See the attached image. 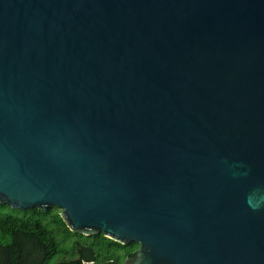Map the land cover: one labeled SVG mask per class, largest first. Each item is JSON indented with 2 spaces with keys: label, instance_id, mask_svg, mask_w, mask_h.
<instances>
[{
  "label": "water",
  "instance_id": "water-1",
  "mask_svg": "<svg viewBox=\"0 0 264 264\" xmlns=\"http://www.w3.org/2000/svg\"><path fill=\"white\" fill-rule=\"evenodd\" d=\"M0 203L264 264V0H0Z\"/></svg>",
  "mask_w": 264,
  "mask_h": 264
},
{
  "label": "trees",
  "instance_id": "trees-1",
  "mask_svg": "<svg viewBox=\"0 0 264 264\" xmlns=\"http://www.w3.org/2000/svg\"><path fill=\"white\" fill-rule=\"evenodd\" d=\"M60 209H13L0 203V264H122L139 244H121L102 232L71 231Z\"/></svg>",
  "mask_w": 264,
  "mask_h": 264
}]
</instances>
